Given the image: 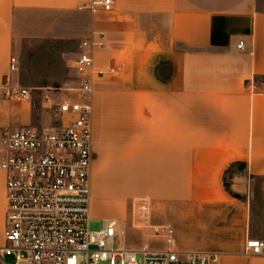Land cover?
<instances>
[{"label": "crops", "instance_id": "0c3cea01", "mask_svg": "<svg viewBox=\"0 0 264 264\" xmlns=\"http://www.w3.org/2000/svg\"><path fill=\"white\" fill-rule=\"evenodd\" d=\"M92 1L0 0V85L20 84L9 59L19 58L17 41L36 40L19 35V17L50 14L54 26L68 14L81 16L83 39L104 35L96 68L115 69L92 86L91 217L118 222L129 201L148 198L152 223L171 226L180 251L216 253L215 264H264V254L245 252L248 238L260 239L255 184L264 178L261 0H113L111 12L79 9ZM72 26L66 20L64 30L51 27L43 37L66 41ZM30 91L40 95L38 114L26 99L0 97V139L4 130L74 119L44 103L45 96L66 95L46 86ZM6 177L0 168V246ZM109 198L118 202L113 215L96 203Z\"/></svg>", "mask_w": 264, "mask_h": 264}, {"label": "built area", "instance_id": "2783aa9c", "mask_svg": "<svg viewBox=\"0 0 264 264\" xmlns=\"http://www.w3.org/2000/svg\"><path fill=\"white\" fill-rule=\"evenodd\" d=\"M97 6L111 12L113 0H93L79 9ZM103 47V34L83 39L73 64L77 81L53 90L70 92V96L44 98L52 114H74L72 121L59 126L28 125L2 134L0 168L7 176V212L0 264H7L6 256L14 259L13 264H215L216 253L180 251L171 226L152 223L148 198L132 205L134 222L144 236L140 249L120 245L118 222L112 218H101L100 230L89 229L92 86L98 78L115 73V69L95 66L94 52ZM238 47L244 49V41ZM19 68L20 60L12 54L9 73ZM0 97L32 100L28 87L11 82L0 85ZM139 252L142 261L137 258ZM245 252L264 254V239L248 238Z\"/></svg>", "mask_w": 264, "mask_h": 264}, {"label": "rangeland", "instance_id": "374dc122", "mask_svg": "<svg viewBox=\"0 0 264 264\" xmlns=\"http://www.w3.org/2000/svg\"><path fill=\"white\" fill-rule=\"evenodd\" d=\"M261 7H264V0H261ZM50 14H25L19 17L17 31L20 34H34L36 40L31 43L17 41L15 44L17 54L19 55L21 66L16 79L23 87L34 89L40 86H46L50 89H58L64 86V83L75 79V72L72 64L77 57L78 45L83 37V23L84 19L74 14H68L63 21H59L57 25L51 26L48 18ZM66 20L73 22L72 38L68 40H47L43 36H47L49 29L52 27L57 32H61L66 27ZM56 28V29H55ZM61 30V31H60ZM17 85V84H16ZM32 92V91H31ZM55 92V91H54ZM58 92V91H56ZM32 94V93H31ZM63 95L70 96V92H63L58 94L59 97ZM67 97V96H66ZM30 104V108L35 113L42 112L40 104V95L37 93L32 96V100H26ZM255 184V200L254 207L258 213L256 235L260 239H264V178H259ZM137 201V200H136ZM136 201H129L123 216L118 218V230L123 248L137 250L142 247L143 231L137 227L134 222L132 205ZM99 207L105 205L109 207L106 214L113 215L115 206L118 203L115 198H109L106 201L97 200ZM101 215L93 216L89 223L91 231L100 230L103 227ZM143 254L138 253V260H143ZM7 264H13L14 259L10 256L4 257ZM107 264V263H101Z\"/></svg>", "mask_w": 264, "mask_h": 264}]
</instances>
